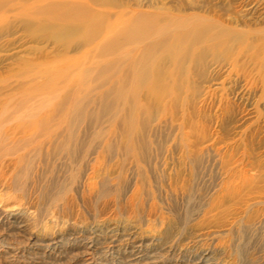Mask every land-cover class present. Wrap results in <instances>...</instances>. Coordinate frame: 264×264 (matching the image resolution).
I'll return each mask as SVG.
<instances>
[{
  "label": "rangeland",
  "instance_id": "rangeland-1",
  "mask_svg": "<svg viewBox=\"0 0 264 264\" xmlns=\"http://www.w3.org/2000/svg\"><path fill=\"white\" fill-rule=\"evenodd\" d=\"M202 261L264 264V0H0V264Z\"/></svg>",
  "mask_w": 264,
  "mask_h": 264
},
{
  "label": "bare ground",
  "instance_id": "bare-ground-1",
  "mask_svg": "<svg viewBox=\"0 0 264 264\" xmlns=\"http://www.w3.org/2000/svg\"><path fill=\"white\" fill-rule=\"evenodd\" d=\"M133 257V258H132ZM137 257H135V256H130V261H133V260H135ZM151 264V263H150ZM198 264H206L204 261H202V262H198ZM262 264V263H261Z\"/></svg>",
  "mask_w": 264,
  "mask_h": 264
}]
</instances>
